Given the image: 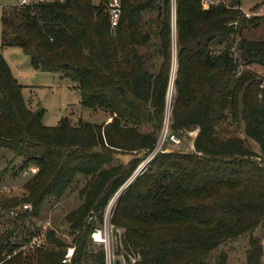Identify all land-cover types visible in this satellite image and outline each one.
<instances>
[{
    "label": "trees",
    "instance_id": "trees-1",
    "mask_svg": "<svg viewBox=\"0 0 264 264\" xmlns=\"http://www.w3.org/2000/svg\"><path fill=\"white\" fill-rule=\"evenodd\" d=\"M174 2L177 67L169 129L178 136L197 129L193 151L158 152L136 175L163 124L171 0H120L115 28L107 0H38L2 8L0 164L10 159L0 171L10 164L12 176L35 169L23 196L0 197V214L8 217L10 208L31 205L0 232L2 264H105L104 249L90 235L127 182L109 219L123 228L122 246L136 258L130 263L125 255L126 264H208L220 244L243 235L249 245L245 264H261L262 245L252 233L264 227V85L248 66L264 67V41L246 39L242 30L264 23V13L246 18L241 0ZM3 47L20 49L35 70L71 80L80 104L110 113L111 121L75 126L64 118L45 126L43 109L24 101ZM227 120L239 124L244 136H221L218 129ZM127 152L131 159L112 164ZM78 176L86 181L80 203L64 216L71 234L66 243L51 227L41 233L32 220ZM39 234V246L21 249ZM68 246L73 255L62 263ZM226 261L220 253L211 264Z\"/></svg>",
    "mask_w": 264,
    "mask_h": 264
},
{
    "label": "rangeland",
    "instance_id": "rangeland-1",
    "mask_svg": "<svg viewBox=\"0 0 264 264\" xmlns=\"http://www.w3.org/2000/svg\"><path fill=\"white\" fill-rule=\"evenodd\" d=\"M20 0H0V13L4 7H12L19 3ZM29 3H33L38 0H26ZM97 3L98 0H93ZM216 2L228 3L229 0H215ZM175 2L171 0V35H172V62L170 69V78L168 88L166 92L165 111L166 114L170 115L171 103L174 97V86L173 81L175 77V71L177 67L176 56H175ZM240 9L242 12L257 11L259 15L264 13V0H241ZM1 35V28H0ZM242 36L249 40L264 41V23H260L255 27L242 30ZM1 43V37H0ZM1 53L5 60L9 64L12 74L16 77L18 82L21 84V93L24 101L29 108L37 109L42 108V123L45 126H56L61 119L67 118L72 125H79L83 122L96 123L98 125H105L112 119V115L104 110H90L83 107L80 104V95L76 87L68 78L55 72H46L35 70L32 68L29 57L22 53L20 49L16 47H4L1 49ZM249 69L256 72L260 78L264 81V67L259 65L250 64ZM260 86V85H259ZM147 128H143L146 131ZM221 136L225 135H238L243 137L239 124H228L227 121L221 123V129L219 128ZM197 129L188 131L182 136L181 146L166 145L168 152H187L193 144V139L196 135ZM161 133V130H160ZM159 133V135H160ZM250 145L257 151V146L250 141ZM10 155H12L10 153ZM133 155L129 152L117 154L112 161V164L126 163L131 159ZM6 163L10 157H6ZM18 164V161H13ZM4 164H0V170L4 167ZM148 160L144 157L138 167L134 171V175L139 173L140 170L145 169ZM31 170H35L32 166L27 167L23 171L27 174L25 176L17 174L12 176L11 164L0 171V197L1 196H15L21 197L25 194L24 185L29 178ZM133 176L132 178H134ZM131 178V179H132ZM130 179V180H131ZM85 179L81 176L77 177L76 182L73 186L67 190V192L59 200L48 199L42 205L40 215L38 218L33 219V223L36 227L42 229V226L47 225V228L51 227L55 230L56 235L61 238L64 242L69 243L71 241V234L68 229V224L64 220L65 214L74 209L81 201L79 197V190L84 185ZM123 191V187L120 188L118 193ZM117 193V194H118ZM117 194L109 201L104 211L103 223L101 230L104 234L106 244L97 243V246H102L105 253L106 264H126L125 255L127 250L124 249L121 243V235L123 228H114L109 219L112 214L114 203ZM117 196V197H116ZM31 206V205H30ZM18 212L22 211L21 205L16 207ZM7 212H1L0 214V232L7 228L10 224L12 216L8 217ZM252 236L259 237L260 244L264 245L263 233L261 228H257ZM69 247V246H68ZM248 236L243 235L235 239L226 241L220 244L208 258L207 263L211 264L215 256L220 253H224L227 256L226 264H245V254L248 249ZM129 262L133 263L136 258L127 255Z\"/></svg>",
    "mask_w": 264,
    "mask_h": 264
},
{
    "label": "built area",
    "instance_id": "built-area-1",
    "mask_svg": "<svg viewBox=\"0 0 264 264\" xmlns=\"http://www.w3.org/2000/svg\"><path fill=\"white\" fill-rule=\"evenodd\" d=\"M203 4L206 6L210 3H216L215 0H202ZM28 3L26 0H20L18 4H26ZM107 10L109 14V22L110 27L115 28L118 24L120 12H121V5L120 0H107ZM259 13L257 11H252L249 13L243 12V15L246 18H249L254 15H258ZM264 85V81L261 82L260 87ZM169 118L170 115L166 114L163 117V124L161 128V133L157 139V142L152 150H150L145 158L149 161L154 157L155 154L158 152H168V148L166 145H175V146H181V139L178 135L172 133L169 129ZM187 151H193V144L187 148ZM33 171V170H31ZM30 171V172H31ZM141 171V170H140ZM27 173L25 171L22 172V175L25 176ZM22 210L30 209V204H22L21 205ZM18 213L17 208H10L8 210V214L11 216H14ZM103 223V222H102ZM48 225V224H47ZM47 225L42 226L41 233L44 232V230L47 228ZM102 226V225H101ZM101 226L99 228H96L92 231L90 237L94 243H102L103 245L106 244L104 234L101 230ZM263 233V239H264V227L261 228ZM41 242V234L34 236L30 242L26 245H23L21 249L27 250V249H33L40 245ZM74 248L72 246H69L66 248V252L64 254L63 259L61 260L62 263H66L70 261V258L73 255ZM6 258H9V255L6 256ZM2 264V262H0ZM106 264V263H105ZM261 264H264V245L262 246V256H261Z\"/></svg>",
    "mask_w": 264,
    "mask_h": 264
},
{
    "label": "water",
    "instance_id": "water-1",
    "mask_svg": "<svg viewBox=\"0 0 264 264\" xmlns=\"http://www.w3.org/2000/svg\"><path fill=\"white\" fill-rule=\"evenodd\" d=\"M135 175H136V174H135ZM132 179H133V178H132ZM132 179H131V180H132ZM128 183H129V182H127V183L123 186V189L126 187V185H127ZM118 195H119V193L117 194V196H118ZM117 196H116V197H117Z\"/></svg>",
    "mask_w": 264,
    "mask_h": 264
},
{
    "label": "crops",
    "instance_id": "crops-1",
    "mask_svg": "<svg viewBox=\"0 0 264 264\" xmlns=\"http://www.w3.org/2000/svg\"><path fill=\"white\" fill-rule=\"evenodd\" d=\"M4 48V47H3ZM2 49V48H1Z\"/></svg>",
    "mask_w": 264,
    "mask_h": 264
}]
</instances>
